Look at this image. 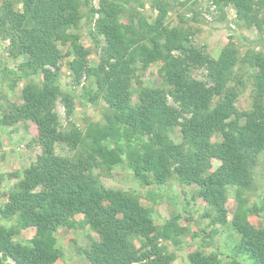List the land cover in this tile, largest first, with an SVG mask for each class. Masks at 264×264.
<instances>
[{
	"label": "trees",
	"instance_id": "16d2710c",
	"mask_svg": "<svg viewBox=\"0 0 264 264\" xmlns=\"http://www.w3.org/2000/svg\"><path fill=\"white\" fill-rule=\"evenodd\" d=\"M140 1L106 0L100 6L95 34L102 36L106 44L102 48L101 62L94 68H87L88 52L72 33L81 19L75 0H20L22 10H16L10 3L3 6L0 35L9 37L17 51L28 56L19 77L31 82L24 89L23 104L13 105L0 123L32 120L38 127L42 147L41 157L27 170L2 212V219L16 217L22 229L35 231L30 244L20 246L14 241L13 232L0 226V254L7 255L16 264H54L60 256L56 232L60 225H76V215H83L85 223L99 235V241H93L86 252L90 264H171V258L156 246L150 254H140L133 246L134 236L150 240L155 232L147 209L86 175L87 168L81 162L57 155L56 143L76 147L83 142L78 132L65 135L59 130L57 102H62L69 113L74 105L73 93L64 91L54 72L47 68L58 67L60 46H71L75 58L69 68L77 83L85 75L95 80L99 93L126 127L124 135L129 142L133 132L155 131V128L164 131L180 117H190L183 124L193 128L188 152L172 142H163L161 134L158 137L163 148L155 152L151 148L141 152L130 142V161L138 177L145 172L155 173L163 184L170 177V161L173 160L180 165L179 177L188 185L204 189L217 207L215 196H224L227 187L242 185L247 166L264 153V39L252 42L255 48L263 49L252 56L253 66L258 70L254 108L240 112L235 106L236 92L229 87L234 68L241 60L235 47L228 45L220 58L214 59L190 45L177 30L164 28L162 18L154 25L144 26L148 44L141 45L135 25L125 27L118 19L121 5L131 10L129 3L140 4ZM214 1L232 2L240 19L261 29L254 0ZM178 40H181L179 44ZM176 50L184 54L174 56ZM141 60L146 65L161 61L166 85L143 89L134 101L131 80ZM198 67L206 70V83L193 78L192 70ZM39 69L43 74L41 85L32 79ZM216 97L220 100L212 107ZM170 98L177 107L170 105ZM111 124L95 127L101 135L98 141L108 137L118 139L113 150L98 147L105 161L115 164L121 160L124 146L120 143V131ZM216 133L222 136V143L212 142ZM213 159L219 160L221 165L216 172L208 173ZM236 227L242 235L241 253H249L254 264H264V233L248 223L237 222ZM0 264H4L1 258ZM189 264L219 262L192 253Z\"/></svg>",
	"mask_w": 264,
	"mask_h": 264
},
{
	"label": "rangeland",
	"instance_id": "374dc122",
	"mask_svg": "<svg viewBox=\"0 0 264 264\" xmlns=\"http://www.w3.org/2000/svg\"><path fill=\"white\" fill-rule=\"evenodd\" d=\"M78 3L81 19L72 30L78 36L79 44L88 52L87 68L99 66L105 40L95 34L98 10L106 0H75ZM140 4L130 2L131 10L124 5L118 9V19L125 27L132 23L136 27L139 44H148L145 25H154L160 18L164 28L177 30L190 45L205 55L219 59L223 50L230 44L240 54V63L233 71L229 87L236 92L235 106L240 112L252 111L257 96L253 66V53L263 52L255 48L253 41L264 39V0H254L258 29L240 19L236 6L232 2L214 0H141ZM5 3L13 4L16 10H22L20 0H0V13ZM165 12V13H164ZM92 34L94 37H92ZM178 40L177 43L179 44ZM165 39L162 40V43ZM61 57L57 68H50L64 91L73 93V109L68 112L62 102L58 101L55 111L59 115V130L70 135L78 132L83 142L78 146L56 143L57 155L75 162H81L87 168L86 175L92 176L106 188L122 193L150 212L155 232L150 240L140 236L133 237V246L140 254H150L156 246L165 256L171 258V264H189L192 253L214 258L219 264H254L249 253H241L242 235L236 227L237 222L248 223L256 231L264 233V153L247 166L243 184L227 187L224 196H215L218 206H214L212 197L197 185H188L177 172L179 164L170 161V177L160 184L155 173L145 172L138 177L132 168L129 146L130 142L139 151L150 148L153 152L163 148L158 137L189 151V138L193 132L191 126H184L188 115L180 117L172 127L162 131L140 130L130 134V142L125 137L126 127L116 118L104 97L99 93L95 80L85 75L77 83L70 71L69 63L75 58L71 46H60ZM184 54L178 50L173 55ZM185 56V55H184ZM28 62V56L21 55L9 37L0 35V122L8 116L13 105L23 104L24 89L31 79L19 77L22 66ZM161 61L144 64L142 60L135 66L132 78L133 100H137L143 89L166 85ZM195 80L207 82L204 68H194ZM41 85V69L32 77ZM220 98L212 101L214 107ZM171 106L177 107L173 99ZM120 131V143L123 144L121 160L109 164L101 156L99 146L113 150L116 141L113 137L100 139L95 126L104 128L112 126ZM0 123V226L11 230L16 244L27 246L35 237L33 228L22 229L18 219H2V212L9 203L19 184L24 180L27 170L42 155L39 144L38 127L32 120L4 125ZM124 135V136H123ZM96 141L98 143L96 144ZM213 143H222L219 133L212 137ZM158 158V157H157ZM170 159V158H169ZM221 163L213 159L208 173L218 170ZM41 190V189H39ZM76 225H60L56 232V245L60 256L54 264H90L86 252L93 241H99L98 232L86 224L83 215L75 216ZM4 264H16L7 255L0 254Z\"/></svg>",
	"mask_w": 264,
	"mask_h": 264
}]
</instances>
